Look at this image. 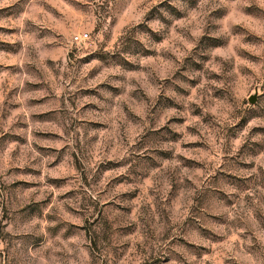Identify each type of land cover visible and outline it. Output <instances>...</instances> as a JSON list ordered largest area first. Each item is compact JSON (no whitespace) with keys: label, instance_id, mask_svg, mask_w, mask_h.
I'll return each mask as SVG.
<instances>
[{"label":"rangeland","instance_id":"374dc122","mask_svg":"<svg viewBox=\"0 0 264 264\" xmlns=\"http://www.w3.org/2000/svg\"><path fill=\"white\" fill-rule=\"evenodd\" d=\"M5 0H0L3 5ZM212 3L219 4V0H212ZM186 11H177L171 4L160 3L159 0H115L113 6L114 15L109 21L110 32L105 36L107 43L122 40L118 32H123L129 24L135 28H146L143 22L135 23L137 19L151 20L159 15L161 8H167L172 13L168 24L167 32L155 35L156 47L145 49V57L152 60H159L161 71L166 69V62L170 58H175L181 53L190 42L188 36L197 39L196 46L192 52L198 59H193L191 55L184 57V65L190 66L194 73L207 72V77L185 78L191 88L196 89L204 79L213 81L208 89V96L211 98L212 108L229 105L239 100L243 105L236 111L239 119L226 127V135L231 141L240 139L244 136V143L240 145L235 157L222 156L218 169L213 178L214 185H220L224 181L231 180L238 182L247 188L249 184L264 187V168L258 169V175L242 179L237 176L236 171L247 172L252 167H257L255 159L264 154V22H260L256 17L247 20L232 12L226 5L212 7L204 17V27L197 12L201 7V0H188ZM258 8V5L245 9V14L251 13ZM92 11L91 0H12L7 6H0V196L7 194L4 200H0L3 205V218L7 220L9 207L8 204L22 192L39 187L38 181L23 179L24 176H39L42 173L34 168H20L13 164L21 154L22 149L29 144L30 137H35L41 141L34 146L42 151L52 153L56 149L50 147L58 143L59 133L53 130L56 121L65 115L63 108L53 107V101L57 99L50 91V85L45 77V73L38 67L41 63L51 71L56 64L65 62L66 57L62 54L66 43L73 40L78 34L87 33V20ZM222 23L209 24L208 18ZM127 21V23H125ZM229 21H232L229 34L225 35L221 29ZM239 21V22H237ZM21 24L24 25L21 28ZM150 30V29H149ZM93 32H98L99 27H93ZM199 31L198 38L193 33ZM220 33V34H217ZM87 37L82 40L87 51ZM240 37H243L240 39ZM234 40L237 41L234 43ZM43 41L36 51L35 45ZM130 42V41H129ZM107 47V44H105ZM79 47H74L67 54L68 58H75V53ZM233 53H235L233 55ZM227 57V58H226ZM108 57L105 53H89L81 56L78 63L81 67L91 64L95 60L104 61ZM125 66L128 71L136 72L139 69L134 65ZM99 73L92 69L89 77L94 79ZM53 76L56 73H52ZM28 77L27 79H22ZM22 81L17 83V81ZM253 83H249V81ZM109 87H111L109 85ZM182 94L192 95L186 89H180ZM48 92V95L43 93ZM257 93L256 101L251 104L248 96ZM25 96L27 99L23 106L33 109L27 117H23L18 109L22 106L21 101L16 99L18 96ZM77 98L85 100L82 111L88 112L95 109L90 98L97 96L94 88H81L74 94ZM62 100V98H60ZM75 105V100L69 98ZM205 99L201 97L200 103L193 102L194 117H199L201 122L208 126L209 130L215 124V113L209 111L205 113L200 104H204ZM160 107L159 113L163 117L165 112L172 109L182 110L170 98H161L157 101ZM207 106V105H206ZM133 115H135L133 113ZM87 125V131L95 133L94 142L101 143L108 131V125L99 120L91 119L80 121ZM186 119L180 116H170L167 122L159 129L149 132L145 140L160 139L162 143L179 144L182 152L175 153L176 157L182 161V167L189 173H199L203 168L201 160L196 159V154L202 153L209 147L201 139H185L184 135L176 131V128L184 126ZM32 125L37 128L33 130ZM82 131H85L82 129ZM193 135H203L198 129L191 127ZM86 134V133H85ZM162 137V139H161ZM173 151L159 149L157 158L152 161V168H160L164 163L173 159ZM249 158H252L249 162ZM75 165L79 167V159L73 154ZM151 159V158H149ZM58 166V162H53V167ZM123 166L117 160L109 159L106 163H101L98 169V177L95 183H99L103 178ZM67 171V169H65ZM140 184L149 182L150 172L137 173ZM71 177H49L48 182L55 187H66ZM86 180V177L84 178ZM136 181L133 176L119 174L109 178L104 191L99 193L105 196L110 188L134 184ZM197 181L195 177L172 176L166 191V197L153 202L148 210L154 215L150 217L151 223L138 218L144 224V229H139L136 221L123 223L122 221L134 214L133 202L139 200L142 195L140 187H133L130 191L126 190L120 194L121 203L109 200L101 203L99 200L87 198L89 204L96 212L98 222L105 230L104 239L109 240L111 236L124 240L122 244L113 246L112 256L115 264H136V256L142 255L147 248L141 247L148 240L156 238L157 225L161 236L160 239L168 240L173 234V229L179 231L180 235L169 241V251L174 252L175 247H180L186 255H194L197 261L202 264H247L234 256L227 254L221 255V251L226 252L224 246L231 241L236 244L232 224L229 220L228 212L236 203L235 198L225 199L221 193L220 201L210 199V192L206 191L195 197V203L189 205L187 196L189 186L195 188ZM164 185L160 188L163 190ZM214 190H219L218 188ZM76 189H69L64 193L65 197L75 195ZM152 195L151 189L148 192ZM50 201H32L27 204L30 214L41 211V206ZM205 208L212 209L204 211ZM19 211H24L20 209ZM116 213L117 215H113ZM182 217V218H181ZM175 218V220H174ZM117 222L116 228L112 224ZM89 231L86 237H91L90 247H84V252L88 256H93L95 251H99V234L91 231L92 222H89ZM194 234V239L203 242H193L184 237ZM67 235V234H66ZM127 237L128 239H124ZM71 238V237H69ZM245 236L240 235L241 246ZM255 239V238H254ZM256 241L254 246H258ZM134 249V251H130ZM183 264H190L185 255L176 253ZM129 257H133L129 259ZM171 255L150 256L148 260L141 261L140 264H170Z\"/></svg>","mask_w":264,"mask_h":264},{"label":"clouds","instance_id":"9594fccd","mask_svg":"<svg viewBox=\"0 0 264 264\" xmlns=\"http://www.w3.org/2000/svg\"><path fill=\"white\" fill-rule=\"evenodd\" d=\"M11 2L12 0H5V3L0 6H7ZM159 2H167L177 11L187 10L188 0H159ZM114 3L115 0H91L92 11L86 18L89 34L87 51L84 50L85 44L81 37V40H72L65 44L62 54L66 59L63 65L56 64L51 71L41 63L37 65L45 73L50 91L57 98L53 101V107L63 108L65 115L53 125V130L58 132L60 137L58 143L50 145L56 149L55 152L38 150L34 143L39 144L41 141L30 137L29 144L22 149L19 158L13 161V164L20 168H34L42 174L22 177L38 181L40 186L20 193L18 198L8 204L9 218L7 220L3 218V205L0 204V264H115L112 256L113 246L122 244L124 240L111 236L110 232L109 240L106 241L103 238L105 230L98 222L96 212L87 198L99 200L101 203L109 200L121 203V193L130 191L133 187H140L142 195L139 200L133 202L134 214L122 222L136 221L139 229L142 230L144 224L140 223L138 218L143 217L146 222L151 223L150 217L154 213L149 211L148 207L154 201L159 202L157 197L160 200L165 199L172 176L195 177L196 187L189 186L186 193L190 197L187 202L189 205L196 202L195 197L209 190H212L209 198L218 202L221 199V193L224 194L225 199L235 198L236 203L233 207L225 211L228 212L236 244L233 245L229 241L224 246L227 251H221V255L234 256L247 264H264V187L249 184L245 188L244 185L231 180L224 181L220 185L213 184L216 169L223 162L220 158L224 155L235 157L240 145L244 143L243 135L235 141H231L226 135V127L239 119L236 111L243 105L237 100L225 105L219 111L217 110L219 105L217 108H212L208 89L213 81L209 79H204L196 89L191 88L185 78L190 80L194 77H207L208 73H194L190 66L184 65L186 56L191 55L194 60L198 59L192 52L197 39H193L187 33L185 35L190 41L187 47L177 57L170 58L166 62L164 71L159 68V60L150 61L145 57V49L156 47L154 36L167 32L172 17V13L167 8H161L159 15L151 20L137 19L135 21V23L143 22L147 25L146 28L132 30L133 25L129 24L123 32L117 33L123 37L122 40L107 43L105 36L111 30L109 21L114 15ZM220 5H226L233 13L247 20L256 17L260 22H264V0H219V4L212 3V0H201V7L197 12L202 21L200 28L204 27V17L211 8ZM256 5L258 8L255 11L245 14L246 8ZM207 23L222 22L209 17ZM231 23L232 21H229L221 29L223 34H229ZM20 26L24 27L23 24ZM93 27H99V31L93 32ZM199 34L197 31L192 35L198 38ZM235 42L237 41L234 40ZM41 43L43 41L35 45L36 51H39ZM77 46L80 50L75 53V58H68L67 54ZM101 51L107 55L106 60H95L84 67L78 63L81 56ZM125 62L127 65L136 66L139 71H128ZM92 69H96L99 74L95 75L94 79H86ZM53 72L56 73L55 76L52 75ZM21 82L17 81V83ZM249 83L253 81L250 80ZM81 88L96 89L97 96L90 98L91 103L96 106L95 109L88 112L82 111L85 100L74 95ZM180 89H186L192 92V95L182 94ZM48 94V92L43 93V95ZM201 97L205 99V103L200 104L205 113L209 111L215 113V124L210 130L199 117L191 115L193 102L199 104ZM69 98L75 100V105ZM161 98L174 100L182 106V110L172 109L161 117L158 109L162 105L157 104ZM16 99L22 104L18 111L23 114V117H27L33 111L23 106L27 98L21 95ZM170 116L186 119L184 126L176 128V131L181 132L185 139H201L209 145L206 151L195 156L203 163L199 173H189L182 167V161L175 155L182 152L179 144L162 143L160 139L145 140L147 133L161 128ZM91 119L103 121L108 125V131L101 143L94 142L95 133L87 131L86 124L77 123ZM191 127L197 128L203 135H193ZM32 128L34 130L37 126L32 125ZM159 149L172 150L173 159L164 163L162 167L153 169L152 161L157 158ZM73 154L79 159V167L75 165ZM109 159L120 161L123 166L107 174L98 184L95 183L100 164L106 163ZM251 159L249 158V162ZM54 161L58 162V166L53 167ZM255 163L257 167H252L247 172L236 171L235 174L242 179L253 177L254 174L258 175V169L264 168V154L256 158ZM144 172H150L149 182L140 184L136 174ZM119 174L133 176L136 183L127 185V188L122 185L110 188L107 194L101 197L99 193L104 191L109 178ZM57 176L71 177L68 186L58 188L48 182L49 177ZM161 184L165 186L163 190L160 188ZM70 188L76 189V194L65 197L63 194ZM216 188L219 190H214ZM149 189L152 195L148 194ZM6 196L7 194L0 196V200H4ZM32 201L50 202L42 205L41 211L30 214L25 206ZM20 209L24 211H19ZM211 210L204 209V211ZM113 215L117 214L113 213ZM89 222H92L91 231L99 234L100 237L99 251L93 249L94 255L91 257L84 252V247H90L91 237L85 236V233L89 231ZM116 226L117 222H114L112 228ZM153 227L156 228V238L154 240H148L146 236L143 238L146 243L141 247L147 248V251L135 257L136 264L157 255H171L173 258L170 264H183L176 253L185 255L190 264H202L194 255H186L180 247H175L174 252L170 253L169 241L180 235L179 231L173 229L172 236L168 240H162L158 226L153 224ZM241 234L245 236L243 246L240 241ZM184 238L193 242H203L195 240L194 234ZM256 241L259 242L258 246H254ZM132 258L129 257V259Z\"/></svg>","mask_w":264,"mask_h":264},{"label":"water","instance_id":"95a60500","mask_svg":"<svg viewBox=\"0 0 264 264\" xmlns=\"http://www.w3.org/2000/svg\"><path fill=\"white\" fill-rule=\"evenodd\" d=\"M256 97H257V93H256V92H253V93H251V94L248 96V101H249L251 104H254L255 101H256Z\"/></svg>","mask_w":264,"mask_h":264},{"label":"built area","instance_id":"2783aa9c","mask_svg":"<svg viewBox=\"0 0 264 264\" xmlns=\"http://www.w3.org/2000/svg\"><path fill=\"white\" fill-rule=\"evenodd\" d=\"M81 37H83V39L86 38L87 37V33L75 35L73 37V40H81Z\"/></svg>","mask_w":264,"mask_h":264}]
</instances>
